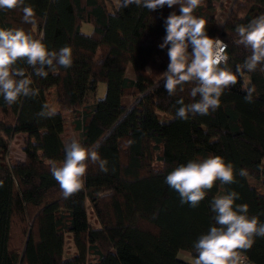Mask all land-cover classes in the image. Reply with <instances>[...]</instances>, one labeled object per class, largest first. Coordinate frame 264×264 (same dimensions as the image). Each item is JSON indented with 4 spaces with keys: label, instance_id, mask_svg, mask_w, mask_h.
<instances>
[{
    "label": "trees",
    "instance_id": "trees-1",
    "mask_svg": "<svg viewBox=\"0 0 264 264\" xmlns=\"http://www.w3.org/2000/svg\"><path fill=\"white\" fill-rule=\"evenodd\" d=\"M217 1L201 0L193 14L206 19L210 37L226 42L228 66L235 72L250 54L236 43V27L264 14V0H232L222 20ZM25 2L34 8L36 23L23 22L20 9L0 10V27L43 36L49 50L70 47L72 66L46 68L43 78L20 62L39 95L21 97L13 105L0 96V264H193L183 253L195 259L194 242L215 223L211 201L231 191L239 194L236 205L247 204V215L264 223V197L258 196L261 189L255 182L264 183L260 67L226 89L217 110L181 120L175 115L177 100L194 102V84L167 94L160 74L169 58L167 48L159 47L165 20L173 11L179 14V5L150 12L134 4L122 8V0L118 5L113 0ZM83 22L93 25L90 33L81 30ZM249 79L248 86L256 87L252 103L245 102L241 88ZM99 82L107 85L105 95L88 103L90 87ZM54 89L57 114L39 118L42 105L51 106ZM129 95L132 101L124 104L122 98ZM68 127L86 147L99 145L108 172L89 161L83 189L65 199L50 161L63 162ZM18 134L25 139V156L10 162L11 141ZM129 140L134 142L129 145ZM210 155L234 165L235 182L217 181L196 208L182 205L166 176L181 164ZM240 169L248 175L240 176ZM68 237L75 245L70 256L65 255ZM245 254L264 264V238L256 237Z\"/></svg>",
    "mask_w": 264,
    "mask_h": 264
},
{
    "label": "clouds",
    "instance_id": "clouds-1",
    "mask_svg": "<svg viewBox=\"0 0 264 264\" xmlns=\"http://www.w3.org/2000/svg\"><path fill=\"white\" fill-rule=\"evenodd\" d=\"M133 4L150 12L165 5L169 8L179 5V14L173 11L166 18V35L159 45L161 49L167 48L169 58L167 70L160 74L167 94L173 96L178 90L183 92L185 84H194L190 90L194 102L185 104L183 99L177 100L180 105L175 113L177 118L187 120L189 114L208 115L220 107V98L226 89L235 86L240 78H246V72H255L258 67L264 72V14L236 27L239 36L236 43L250 54L235 66L234 72L228 66V45L210 37L206 19L193 14L201 0H122L120 7ZM16 9L22 11L23 22L36 23L35 10L25 0H0V10ZM20 62H26L36 76L47 78L46 68L56 71V65L72 66V49L64 46L58 51L49 50L43 36L34 38L22 28L0 27V96L8 105L16 104L21 97L39 95V90L31 87L33 81L25 69L18 67ZM249 84L250 79L241 88L246 92L245 102L252 103L256 87ZM56 114L57 109L45 103L37 116L52 118ZM98 148V144L86 147L73 137L64 145L63 162L58 165L50 161V172L65 199L83 189L89 161L98 164L100 171L108 172V161L100 157ZM239 175L246 177L247 170L240 169ZM217 181L235 182L234 165L218 155L190 160L174 168L165 178V183L179 193L181 204L192 208L199 206ZM237 199L239 194L235 191L213 198L211 211L215 223L194 242L193 264H245V253L252 248L255 238H264V223L257 216L249 217L248 205H236Z\"/></svg>",
    "mask_w": 264,
    "mask_h": 264
},
{
    "label": "rangeland",
    "instance_id": "rangeland-1",
    "mask_svg": "<svg viewBox=\"0 0 264 264\" xmlns=\"http://www.w3.org/2000/svg\"><path fill=\"white\" fill-rule=\"evenodd\" d=\"M223 1V3H222ZM231 1L232 0H219L217 1L215 4L217 6V16L219 17L220 20H222L224 18V16L228 13V10L230 9L231 6ZM113 2L118 5L120 3V0H113ZM222 4H225L224 6H222ZM81 30L83 32L86 33H90L93 30V25L89 22H83L81 25ZM128 75L129 76H134V72L132 71V69L128 70ZM106 83L105 82H99L97 85L91 86L88 94H87V102L88 103H93L96 100H98L99 98L103 97L105 95L106 92ZM51 106H54L57 110H59V104H58V98H57V92L54 89L51 92V95L49 97ZM123 103L127 104L130 103L132 101V96H124L122 98ZM70 116V113L67 114V117ZM68 122V119H67ZM74 137V135L72 134L71 129L68 127L67 132H66V140H68V142ZM24 136L23 134H18L16 135L12 141H11V147H10V152H9V161L13 162L16 160H20L23 159L25 156L24 150H23V144H24ZM258 186L260 187V192L258 194L259 197L263 198L264 196V183L260 180H256L255 181ZM89 218L91 220V222L94 223L95 220V216L93 213V210L91 208V206L89 205ZM95 224H97V222L95 221ZM75 251V245L74 242L72 240V238L68 237L67 238V242H66V251H65V255L66 256H70L73 254V252ZM186 255H188L187 253H185ZM184 255V253H183Z\"/></svg>",
    "mask_w": 264,
    "mask_h": 264
},
{
    "label": "built area",
    "instance_id": "built-area-1",
    "mask_svg": "<svg viewBox=\"0 0 264 264\" xmlns=\"http://www.w3.org/2000/svg\"><path fill=\"white\" fill-rule=\"evenodd\" d=\"M222 40V39H221ZM222 41H224V40H222ZM225 42V41H224ZM226 43V42H225ZM246 255V257H247V259H246V262H245V264H258V263H256L255 261H253L247 254H245Z\"/></svg>",
    "mask_w": 264,
    "mask_h": 264
},
{
    "label": "crops",
    "instance_id": "crops-1",
    "mask_svg": "<svg viewBox=\"0 0 264 264\" xmlns=\"http://www.w3.org/2000/svg\"><path fill=\"white\" fill-rule=\"evenodd\" d=\"M222 3H223V1H222ZM188 255H186L185 253H184V257L187 259V260H189V261H191V262H193L194 261V258L193 257H191V255L189 254V253H187Z\"/></svg>",
    "mask_w": 264,
    "mask_h": 264
}]
</instances>
